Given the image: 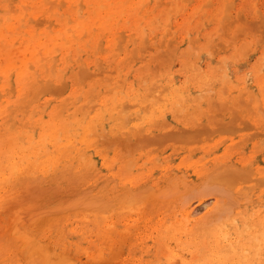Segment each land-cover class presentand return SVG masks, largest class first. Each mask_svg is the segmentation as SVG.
Masks as SVG:
<instances>
[{"label":"bare ground","instance_id":"6f19581e","mask_svg":"<svg viewBox=\"0 0 264 264\" xmlns=\"http://www.w3.org/2000/svg\"><path fill=\"white\" fill-rule=\"evenodd\" d=\"M4 1L12 3L15 0ZM17 1L18 3L14 5L16 10L20 12L17 17L9 15L12 11L14 13L16 12L12 7L13 5L10 6L11 4H5L4 2L0 4V17H2L5 22L7 21L0 28V193L4 192L7 194L6 192L14 188L12 191V199L14 202L10 205V201H4V198L1 201H4L2 205L0 202V264H121V260L117 259V256H119L126 246L129 247V252L135 250L134 246L137 247L140 252V256L134 257L132 263L144 264L142 261L144 255L150 253L152 246H146L145 240L141 241L140 238H137L135 230L128 222L122 223V220L117 217L120 210L115 211L114 215H107L106 217L102 214L104 217L100 218L101 220L99 219L97 230L94 234L96 239L88 240V236H84L80 240L73 242L76 251L80 250L85 254V259L69 251V242L64 233L68 218L73 214L82 216V210L88 206L93 209L97 208L93 206L92 202L99 201L98 204H100V199L102 200V205L104 204L103 206H105V196H112V188L105 190L98 185L92 186L91 188H88V186L83 188L82 185H71L73 180L71 176L73 173L77 174L82 170L80 162L72 165L68 160L63 161L59 174L56 172L46 174L48 167L51 165L56 167V164L61 162L65 155L64 150L71 149V152L77 153L79 149L77 147V142L88 143L92 138L98 142L101 141L102 144L109 141L108 145L105 144V147L109 146V149L112 146V144L110 146V143H116L122 148L131 146L132 149V147L137 145L136 142L144 144L148 142L152 143L156 140V142H165L171 140L173 136H179V138L184 137L182 135L184 133H186L185 136L188 135L187 137L190 138L197 134L199 135V133L201 134V132L203 133L205 130L208 131L206 133H209V131H212L210 128L217 122H219L217 123L218 127L221 126L223 128L226 126L225 129L230 127L231 130L235 128L234 130L236 131L240 127H234L233 125L241 123L243 117L239 116L240 119L236 117L235 111L237 110L233 111L234 108L231 107L233 104L229 101L231 106L227 105L228 107L225 106V108L229 109V107H231L234 114L231 112L224 115V119H227L225 122H220L221 119L219 121L216 119L215 115L220 113V111H218L219 113L216 112L215 115H213L217 122L212 116V119L210 118L211 121L208 123L193 122L183 128L178 127L174 131H165L163 126L165 121L162 119L160 120L161 114L156 116V120H159L158 123H156L155 119V123L150 120L153 113L158 110V106H156L158 101L167 100V102H173V100L176 99L174 91L168 94V91H166L168 84L159 79L144 86L140 75L137 73H132L130 75V71L119 66V64H112L108 59H104L105 68H107L106 71L113 69V71L115 70L117 73L114 75L115 80L113 82L100 83L98 86L94 87L97 94H101V98L98 100L97 104L95 101L91 104V98L88 99L89 97L86 95L81 99H79V95L76 98L72 95L75 91L73 89L71 92L73 98L70 102L67 101L69 103L68 106H64V102L61 106L59 103L51 105L49 102H45L44 105H36L35 107H38L36 111L31 109L30 112L32 114L29 112L30 115L24 116L21 113L14 115V113L19 110H26V107L29 105L28 103L35 100L38 94L40 92L43 93L44 90L45 92L50 91L49 93H51L53 91L54 94H60L63 92V88L66 87L67 82H69L73 88L77 79L81 78L82 80L88 76L102 74L105 70L103 66L101 68L100 60L96 62L97 57H95V65L88 63V53L91 52L95 46L97 48L99 47V50L102 51L101 40H98L100 36L105 40L106 44L116 45V48L118 47L117 45L120 47L123 41H128L130 43L131 40H133V42L137 40L136 48L130 49L129 51L132 52L136 49L137 52L142 54L143 51H146L149 47H153L156 51V55L159 57L168 56L167 53L170 50L169 48L172 49V47L176 46L173 48L176 49L178 45L171 44L174 40L169 42L170 37L168 40H163L165 36L164 33L162 34L163 37L160 36L156 40H153L151 36L147 39V36L143 34L144 27L142 24L145 22H143L141 13L149 12L152 19H159L164 22L169 18L171 11H179L181 9L180 1L182 0H179L177 3H175V0H164L167 4L166 8L173 7L174 9L172 10L170 8L171 10L168 16L167 9H160L153 14L159 0ZM216 1L221 3V0ZM160 3H162V1H160ZM82 4L84 5L83 10ZM225 4H227V2ZM29 8H32V11L28 13L27 16L25 13ZM225 12L221 15L223 18ZM38 15L43 16L42 20ZM191 19L189 20L187 16H183V22L175 21L174 27L177 30H181L183 27H190L189 23ZM209 20L210 19H208V21ZM169 22L170 21L167 23L170 24ZM195 23L196 21H194V24ZM40 24H45V27L38 30L37 26ZM121 27L125 29L126 35H124V31H121L122 33L119 32L120 35L114 36ZM133 36H135L134 39ZM117 37L121 39H117ZM181 41L184 42L183 39ZM161 46L162 48L166 47V50H164L166 52H162L163 49H161ZM117 50L120 51L121 47L120 49L117 48ZM134 51L131 55L134 54ZM95 52L96 50H93V53ZM146 56L148 60H154L156 57L152 53H148ZM142 57L143 54L141 55V58ZM56 58L63 69L72 66L66 77H63L59 73L56 75L54 74V59ZM81 59L84 63L81 62ZM125 59H127V57ZM44 60L45 62H43ZM52 60V64L49 65L51 66V75L47 77L41 65L45 67L44 63H46V61L51 62ZM70 60L73 61L74 64L68 66ZM79 61L81 62L80 64H78ZM32 66L40 70L42 74L41 78L33 74L31 71ZM100 68L102 70H100ZM44 69L47 71V68ZM119 75L124 76L122 79L124 81L128 79L127 77L130 75L128 84L125 87L120 84L119 81L121 80L116 78ZM108 77L109 75H106L103 81H110ZM212 77L213 73L211 70L207 69L192 77L191 82L193 86L205 84L212 81ZM227 77L229 78V75L224 73L221 79L230 82V79H226ZM236 77H238V75H236ZM81 80H78L77 83L81 82ZM256 81L263 92L264 75H256ZM225 82L227 83V81H224V83ZM12 83L18 93L24 91V93H27L25 97L29 95L30 97L28 99H24L23 97L22 99H17L12 102L10 95V91L13 90ZM134 86L138 87L143 97L136 101L132 99L128 101L124 100L126 96L134 97L131 94L132 87ZM224 86L226 85L223 84L221 87H218L221 92V88ZM241 90L242 89H240V91ZM92 91H88L87 93H89V96L93 99L97 97V94L94 92L93 88ZM120 92H124L125 95L117 96ZM211 92L213 95V91ZM224 92L226 94L227 90ZM246 92H248L247 94L249 97H253V91L246 89L245 93ZM92 93H95V95ZM204 93L203 91L201 96L200 93L199 95L196 94L198 97L200 96L198 99L208 94ZM238 93V98H240L238 101H240L242 96H240V92ZM225 94L223 93V96ZM243 94L244 93H242V95ZM34 96L35 98H33ZM262 97L264 98V93H262ZM65 98L68 99L67 96ZM49 100L50 99H48V101ZM213 100L214 99H210V104L216 102ZM243 100L244 98L240 101L242 102V104H240H244L243 106L245 107V105L247 106L249 101H251V98H249L247 102ZM223 103L224 102L217 103L218 106L217 104L213 105L215 107L217 106V109H220L221 106L223 107ZM95 104L99 106L97 108V113L85 119V116L94 108ZM175 105L178 104L175 103ZM197 105L198 102L193 100L189 103V107L193 109L196 108ZM213 105L211 106L213 107ZM131 106H136V108L128 114L127 111ZM249 108L245 107L246 111L248 110L247 112H250L252 115L251 109L249 111ZM63 110H71L70 113L74 118L68 120L67 116L62 117ZM182 111L183 110L180 112ZM201 112L206 116L202 110ZM206 114L209 116L208 113ZM220 114L219 116L221 117L222 115ZM253 114L259 117V120L252 119L254 126L260 131H264V110L262 107L260 108L259 103L256 114L255 112H253ZM128 115H135L136 117L139 115L142 116L148 126L145 130H143L142 125H140V127L137 126L139 130L134 128L135 132L132 131L131 126L132 132L120 131L118 134V131L113 130V126H110V129L105 132L106 129L104 126H102V128H97L95 124L96 120H100V118L102 119L104 116L116 118L118 122L124 118L125 121L123 120V124H125L128 120L134 118V116H132L130 119ZM208 116L206 117L207 119ZM163 117L165 118V116ZM212 120L215 121L213 122ZM220 123L226 124L221 125ZM208 125L210 127H208ZM189 134L195 135L191 136ZM77 136H80L79 139L74 141V138ZM249 136L247 138L248 140L250 139ZM179 138L174 141H179ZM226 139L227 138H225L224 141ZM145 140H147V142ZM184 140L187 139H183V141ZM262 140H264V138H262ZM221 141H223V139ZM156 142H154V144ZM193 149L195 150V148ZM125 150H127V148ZM82 152H84V150ZM81 154L79 155L81 157L80 160H82ZM156 158H158V156ZM132 159L133 157L127 159L126 162ZM90 161L93 164L96 160L91 159ZM129 162L128 164L126 163L127 167L130 165L132 167L135 160L132 163L130 162V164ZM223 164L224 163L220 164V166ZM226 165L225 167L227 169L224 170L226 172L221 170L223 168L220 169V166L212 167L208 173L198 172L197 180H186L185 177V179L181 178L176 181L177 177L171 170V165L164 167L166 171L157 180H149L152 175L150 171L144 172L141 180H121L123 181L122 183L126 185V190L123 194L129 193V191L132 190V195L129 193L130 197L126 196V194L124 195L128 197L127 199L124 198L126 205L127 202L131 204L136 200L138 203L140 202L139 204H142V206H161L163 204L168 207L170 206L168 216L165 217V214H167L166 212L163 214L160 212V214H162L161 218L155 220L156 224L154 223L151 226L152 228L156 227L155 229H158V231L164 229L161 232V236L164 235L166 227L167 229H182L183 226L186 228L180 230L191 235L190 240L192 241L194 249L186 250L190 257H178L176 253L178 250L175 251L174 247L180 244V237H170L169 235L165 236V239L167 240L169 237L170 239L165 241L163 245L161 244L162 247L169 248L167 249L169 255L163 263L158 259L159 257L153 258L154 260H159L162 264H264V218L261 216V209H257L254 214L252 212L248 213L247 211L240 212L239 210H235V205L238 203L237 198L241 195H239L238 191L230 189L235 185L237 180L243 178H240V176L234 177L236 172L235 169H240H237L236 175L240 172L239 175L243 176L244 174V177L247 176L250 178L248 174L252 173L250 172L251 168L250 170L241 169V167L234 166L233 163L231 166H229L228 163ZM232 165L235 169L231 168ZM70 167H73L76 171L70 173L72 169ZM218 167L219 170L214 172L213 170H216ZM246 171L248 174H246ZM35 172L41 173L40 176L32 177ZM183 175L182 177H184ZM210 175L212 178H210ZM232 176L234 177L233 180L236 178V181H233L234 185L231 184ZM238 177L239 179H237ZM247 177H245L244 180H246ZM144 178L147 180H144ZM210 179L211 181L213 180V183ZM257 179L264 180L263 178ZM146 181L149 182L148 186L140 187L144 185ZM226 181L231 182V186L228 184L229 182ZM216 183L219 185L224 184L228 189H223V185L219 186ZM226 184L230 186V188ZM246 187L242 186L240 189ZM124 196H122L121 202ZM90 201H92L91 204L93 207L91 204L88 205ZM110 202L111 201H106L107 204H110ZM134 205L136 204L134 203ZM128 207L126 209H129ZM105 208L106 206L104 209ZM97 209H101L100 206ZM233 211L235 212V217L239 221V227L235 224L236 222L234 223L228 220ZM90 212L93 213L94 211ZM141 214L142 212H140V215ZM87 219L88 218H86V220ZM206 220L210 222V225H208L210 227H199L198 223ZM147 221L149 222L150 219ZM132 223L134 224V222ZM139 224L141 225L140 229H144L143 224L141 222ZM165 239L163 238V240ZM95 240H98V242H95ZM129 243L130 245H128ZM173 244H175L174 247ZM177 258H179V260ZM136 260H140V262L138 261V263H136Z\"/></svg>","mask_w":264,"mask_h":264},{"label":"rangeland","instance_id":"374dc122","mask_svg":"<svg viewBox=\"0 0 264 264\" xmlns=\"http://www.w3.org/2000/svg\"><path fill=\"white\" fill-rule=\"evenodd\" d=\"M15 1L14 2L11 1L12 3H8L9 1L7 2L4 0H0V4L1 2H4L5 4H11L10 6L13 5L12 7L14 8V10H16L14 5H16L18 1L17 0ZM160 1H162V3H160ZM178 1L179 0H175V3H177ZM225 1L227 2V4H225L226 3ZM180 4H181V9L179 11H176L173 9V7L166 8L167 6L166 2L164 0H159L157 7L153 11V14L160 9H167L168 10L167 16H168L169 11L171 9L174 10L170 12L169 18H167V20H165L164 22H162L159 19H155V20L152 19L149 12L141 13L143 22H145L144 24H142L144 27L143 34L147 36V39L151 36L153 40H156L160 36L163 37L162 34L164 33L165 36L163 37L164 39L162 38L163 40H168V38L170 37L169 42L171 40H174V42H172L171 44L178 45L176 49H173L176 46L175 47H172L173 45L170 46L172 47V49L171 48H169L170 50L168 49L169 50L167 53L168 56L166 55L165 57L160 56L161 57L160 58L158 55H156L155 49L153 47L151 48L149 47L146 51H143L142 53L143 57L141 58L142 54H140V52H137L136 49H134L136 51L133 50L134 54L132 55L131 53L133 51L132 52L129 51L130 49L136 48L135 46H137V40H135L134 42L133 40H131L130 43L128 41L122 40L123 42H121V46H120L121 50L119 51L117 50V48L120 49L119 45H117L118 47L116 48V45L106 44L105 40L100 36L98 37V40H101L102 51L99 50V47L97 48L95 46L92 49V51L88 53V63L91 65H95L96 62H99L100 60L102 64V65L100 64V66L101 68L103 66V69L105 70V71L103 70L104 72L102 74H99L97 76L96 75L88 76L89 78L85 77V79L83 78L82 80L81 78L77 79L76 80L77 82L78 80H81V82L84 83L82 84L81 82L79 83L76 82L73 88L71 87L70 83L67 82L66 87L63 88L64 90H62L63 92L60 94L57 93L54 94L53 91L49 93L50 91L45 92L44 90L43 93L40 92L38 94V97L36 98L35 96L33 97L35 98V100L28 103L29 105L26 107V110L25 109L24 111L19 110L14 113V115L18 113H21L24 116L30 115L32 114L30 112L31 109H34L36 111L38 107L35 106L44 105L45 102H49L51 105L55 103H59L60 106L65 103L64 106H68L69 104L68 102H70L73 98L72 95H74L76 98L79 95L80 96L79 99H81L86 95L87 97H89L88 99L91 98L90 99L91 104L94 103L93 101H95V103L97 104L98 100L101 98V94H97V91L95 90L94 87L98 86L100 83L102 84L107 82H113L115 80L114 75L117 73L115 70L113 71V69L106 71L107 68H105L104 59H108L112 62V64L115 65L119 64V66L124 67L126 70L130 71L129 73L130 75L132 73H137L138 75H140V78L142 79V84L144 86L151 84V82H153L156 79H159L162 82L168 84L166 90L168 91L167 92L168 94L171 91H174L176 95V99L173 100V102H167V100L158 101L156 104V106H158V110H156L153 113L150 120V121H154L155 123L156 116L158 114H161L160 120L162 119L163 121H165L163 125L165 131H169V130L174 131L178 127L183 128L184 126L190 125L193 122L208 123L209 121H211L212 116L215 115L216 112L219 113L218 111H220L221 114L220 113L219 114L222 116L220 117L219 114H216L215 117L218 121L221 119L220 122L227 121V119H224L223 116L233 112L234 110H237L235 112H236V117L238 119H240L239 116L243 117L242 122L244 124L241 122V123H237L236 125H233L234 127L235 126L240 127L236 131L234 130L235 128L231 130L228 124L227 126L229 128L227 129H225L226 126L223 128L221 126L218 127L217 123L219 122H217V120L213 116V119L216 120L217 123L216 122L215 123L217 125L214 124V126L210 128L212 131L206 133L208 131L205 130L203 132L204 134L202 132L201 134L199 133V135L193 134L195 136L191 138L187 137L188 135L185 136L186 133H184L182 134L184 137L179 138V136H177L179 138V141H174V140H178V138L176 136H173L172 137L173 140L171 138H169L171 140L165 142L164 141L156 142L157 141L156 140L154 141L156 142L155 144L154 142L152 143L148 142L146 144L136 142L137 145L132 147V149L131 146H126L122 148L119 147L116 143H110V146L111 144L112 146L109 149V146L105 147L106 145L109 144V141H107L105 145L102 144L101 141L98 142L94 138H92V140H89L88 143L77 142V147L79 148L77 153L71 152V149L64 150L65 155L62 158L61 162L57 163L56 167L52 165L49 166L46 171V174L52 172H56L59 174L61 171V167L63 165L62 163L63 161L68 160V162L72 165H74L77 162H80V164L82 165V170L77 174L73 173L74 171H76V169L70 167L72 168L70 173H73V175L71 176L73 178L71 185H75V186L82 185L83 188H85V186L91 188L92 186L98 185L104 188L105 190L112 188V196H105L106 199L104 200L111 201L110 204H107L105 201V206H106L105 209H104L105 206H103L104 204L102 205L101 203L102 202L101 199H100V204H98L99 201H94V202L90 201V203L88 202V205H90L92 202L94 207L98 208L100 206L102 210L97 208L93 209L88 206L87 208L82 210L81 212L82 216H77L76 214H73L68 218V221L64 228V233L66 234V238L68 239L67 241L69 242L68 243V247L70 249L69 251L73 254L76 253L80 258L83 257L85 259L86 256L85 254H83L82 251L80 250L76 251V247L75 245L73 246L74 244L73 242L80 240L84 236H88V240L96 239V236L94 234L97 230L99 219L103 218L104 215L105 217L107 215H114L115 211L117 210H120L117 217L122 220V223L128 222L131 225V227L135 230V234L137 235V238H140L141 241L145 240L146 246L147 245L152 246L150 253L144 255V258L142 260L144 264H162L163 261L169 255L168 254L169 251L167 250L169 248L162 247V245L165 243V241H167L168 239H170V237L173 236H176L178 238L180 237V241H179L180 244L175 247H174L175 244H173L174 250L175 251L178 250L176 251L178 257H186V256L190 257V255H188L186 250H193L194 247L192 241L190 240L191 235L181 231L182 229L186 228L185 226H183L182 229L180 228L181 230L179 228L167 229L166 227L163 236H161L162 235L161 232L164 229H162V231H158V229L157 230L155 229L156 227L155 228L151 227L152 224L155 223V220H159L161 218L164 212L167 213L165 214V217L168 216L170 206L168 207L165 204L161 206L158 205L142 206V204L140 205L139 204L140 202L138 203V201L136 200L135 202L133 201V203L131 204L127 202V205L126 202H124L125 199L128 198L125 197L124 195L125 194L126 196H129L130 194L132 195V190L129 191L130 194L129 193L123 194L124 191L126 190V185H124V183H122L123 181L121 180H128V179L141 180V178L143 177L142 176L143 173L146 171L152 172V175L149 180L151 179L157 180L166 171L164 167H166L167 165L172 166L171 170L177 177L176 181L180 180L181 178L185 179V177L186 180L187 179L197 180L198 172L208 173V171L212 167L220 166V164L222 163H224L225 165L228 163L229 166H231V164L233 163L234 166L241 167V169H245V170L246 169L250 170L251 168L250 172L252 173L248 174L246 171V174H248L250 178L245 176L247 178L246 180H244L245 179L244 174L243 176H241L239 175L240 172L238 171L239 173L236 175L238 168L235 169L232 165L231 168L236 170L234 177L240 176V178L241 177L243 178L236 181V178L233 180L234 177L232 176V181H231L232 183L229 181L226 182H229L228 184L231 183L232 185H234L233 181L234 182L236 181L235 185L231 188H230L231 184L230 186H228L227 184L226 185L233 191H238L239 195H241L237 198L238 203L236 202L237 204L235 205V210H239L240 212L247 211L248 213L252 212L254 214L257 209H261V216L264 218V180L261 179V178L264 179V142H263L264 140H262V138H264L263 135L264 131H260L259 129H257L252 121V119L259 120V117L253 114V112H255V114L257 112L258 103L260 104V108L262 107L264 110V98L262 97V93H264V91L263 92L261 91L259 84L256 81V75L259 76L264 75V0H244V1L221 0V3H218L216 0H189V1L182 0L180 1ZM83 9H84V5L82 4V10ZM31 11L32 8H29L27 9L25 14H27L28 16V13H30ZM223 12H225L224 18L223 16H221ZM19 14L20 12L16 10L15 13L12 11L9 15H13L17 17ZM183 16H187L189 20L192 17L194 18H192L191 22L189 23L190 27H186V28L183 27L181 30H177L174 27V22L175 21L183 22ZM38 17L41 20L43 18V16L41 15H38ZM208 19L210 20L208 21ZM218 20L221 21L219 22ZM168 21H170L169 22L170 24L167 23ZM194 21H196L195 24ZM6 22L2 17H0V28ZM242 25H246L247 28L245 29L244 27H242ZM37 27L38 30H40L45 27V24H40ZM121 31H124L123 33L124 35H126L125 29L121 27L117 30V33L114 34V36L120 35L119 32ZM134 37L135 36H133V39ZM118 38L119 37H117V39ZM182 39L184 40V42L181 41ZM88 42H89V36H88ZM165 48L166 47L162 48L161 46V49H163L162 52H166L164 51L166 50ZM93 50H96V52L93 53ZM148 53H152L154 56H156L155 58L157 59L154 58V60H148L146 56ZM133 56L135 58L137 57L138 58L135 59ZM95 57H97L96 62H95L96 60ZM126 57L128 60L125 59ZM57 58L54 59L55 62L54 63L55 67L53 68L54 74L56 75L57 73H59L63 77H66L68 75V71L71 69L72 66L63 69V67L59 65ZM188 59L191 61H189ZM43 62H45V60ZM52 62L53 60L51 62L46 61V63H44L45 67H43L44 65H41V68L43 69V72L46 74L47 77L51 75L50 72L51 66L49 65H51ZM81 62L84 63L82 59ZM81 62L79 61L78 64H80ZM73 64L74 62L71 60L68 62V66ZM44 68H47V71ZM101 68L100 70H102ZM60 69L62 70V72ZM207 69L211 70V72L213 73V77H212L213 80L205 84L193 86L191 82L192 77L197 75L199 72L201 73L204 72ZM31 71L38 78H41L42 74L40 70H38L36 67L32 66ZM222 73L223 75L224 73L229 75V78L227 77L226 79H230V82L228 80L221 79L223 78ZM106 75H109L108 78L110 81H106V82L103 81ZM130 75H128L127 77L128 79H126L125 81L122 80L124 78L123 75H119L120 77L118 76L116 78L121 80L119 81L120 84L123 87H125L128 84ZM236 75H238V77H236ZM224 81H227V83L226 82L224 83ZM223 84L226 86L221 88L222 89L221 92L220 88L218 87H221ZM234 84H236L237 86ZM12 87H13L12 90L13 92L10 91L12 102L17 99H22L23 97L24 99H28L30 97V95L25 97L27 93H24V91L18 93L13 83H12ZM92 88L94 92L97 94V97L94 96L95 97L93 98L94 100L92 99L91 96H89L90 94L87 93L88 91L91 92ZM73 89L75 91L74 94L71 95ZM240 89L242 90L240 91ZM246 89L253 91L252 94L253 97H249V95L247 94L248 92L245 93ZM223 90L224 91L227 90V93L225 94ZM203 91L208 94L204 93L206 96L202 94L203 95L202 98L198 99ZM211 91H213V95L211 94L212 93ZM238 92L241 93L240 94V96H242L241 100L244 98L243 101L245 102H247L249 98H251V101H249L248 104L245 102L244 103L247 104V106L245 105L246 108L250 107L249 111L251 109L252 115L250 112H247L248 110L246 111L245 107L243 106L244 104L241 105L242 104V102H240L241 100L238 101V99H240L238 98L239 95ZM95 93L92 94L95 95ZM199 93L200 96L198 97L197 95H199ZM223 93L225 95H228L229 97L225 95L223 96ZM242 93L244 94L242 95ZM131 94L134 97L126 96L124 100L128 101L132 99L136 101V100H140L143 97L140 94L138 87L135 86L132 87ZM123 95H125L124 92H120V94H117V96H123ZM66 96L68 99L65 98ZM48 99L50 100L48 101ZM210 99H214L213 101H216L217 103L224 102L223 103L224 108L225 106L228 107L230 105L229 103L230 101L233 104V106L231 105L230 106L234 109L232 111V108L229 107V109L225 108L224 110V108L221 106L222 107V109L220 107V109L222 110L221 111L220 109L216 108L218 106L216 102H213V104H217L216 107L212 103L210 104ZM233 99L236 102V104L233 101ZM191 100L198 102L200 108L198 107V105L194 109L189 107V103ZM175 103H177L178 105H175ZM96 104L94 108H92L91 111L88 112V115L85 116V119L88 118L90 115L97 113L98 111L97 108L99 106ZM211 105H213V107ZM135 108L136 106H131V108L128 109L127 113L129 114V112L134 110ZM180 108L181 110H183L182 112H180L181 111ZM200 109L205 113L206 116H204V114L201 112ZM70 111L71 110H63L61 116L62 117L67 116L68 120L73 119L74 117L70 113ZM206 113H208L209 116ZM128 116L130 117V119L132 116H134V118L131 120H128L127 118L128 121L125 124H123V122L125 121L124 118L122 120H119L118 122L116 118H108L107 116H104L102 119L100 118V120H96L95 124L97 128H102V126H104V128L106 129L105 132H107L110 129L109 128L110 126H113L112 127L113 130L118 131V134L120 133V131L123 132L131 131L130 128L131 126H132V131L134 132H135L134 128L139 130L137 126L140 127V125H142L143 130H145L146 127L148 126L146 125V122L143 120L142 116L140 115L138 117H136L135 115H128ZM163 116H165V118ZM207 116L208 119L206 118ZM215 120L212 121L214 122ZM158 121L159 120H156V123H158ZM222 124L225 125L226 123H222ZM208 127L210 126L208 125ZM189 135L193 136L192 134ZM248 136L250 137L249 140L247 139ZM79 137L80 136L75 137L74 141H77ZM182 138L187 140L183 141ZM225 138L227 139L224 141ZM222 139L223 141H221ZM145 141L147 142V140ZM126 148L127 150H125ZM193 148H195V150ZM83 150L84 152H82ZM130 150L132 151V153ZM81 153H83L84 156ZM80 154L82 155V160H80L81 159V157L79 156ZM92 154L95 156H93ZM157 156L158 158H156ZM132 157L133 159L128 160V162L130 161L132 163L134 160L135 162L133 163L132 167L130 165L128 166L130 168H128L127 167L128 162H126V160ZM91 159L96 160L95 162L93 161L95 165L94 163L92 164V162L90 161ZM224 164L220 166V169L223 168L221 169L223 171L227 169ZM218 170L219 167L213 171L216 172ZM40 174L41 173L35 172L32 177L40 176ZM182 175L184 177H182ZM256 177L260 178L261 180L257 179ZM210 178H212L211 175ZM237 179H239V177ZM144 180L147 179L144 178ZM148 184L149 182L146 181V183H144V185L140 187L148 186ZM222 185H223L222 187L223 189H228L224 184ZM245 185L248 187H246ZM242 186L246 187L247 189L246 188L240 189V187ZM13 189L14 188H11L8 192H6L7 194L1 192L0 202L4 198V201L6 200L10 201V205H11L14 202L12 199ZM122 196L124 197H123V201L121 202L120 200H122L121 199ZM4 201L1 202V205L4 203ZM134 203L136 205H134ZM122 207L123 209L124 208L125 209L123 210ZM127 207L130 209V211L129 209H126ZM90 211H94V212L92 213ZM140 212H142L141 215ZM160 212H162V214H160ZM234 213L235 212L233 211L230 217L228 218V220H231L234 223L236 222L235 224L237 225V227H239L240 226L239 221L235 217ZM86 218L88 219L86 220ZM149 219L150 221L148 222L147 220ZM132 222H134V224ZM140 222L143 224L144 229H140L141 226L139 224ZM209 223L210 222L206 220L204 222L202 221L199 222L198 225L199 227L208 228L210 227L208 226L210 225ZM169 235L170 237L167 238L166 240L165 236H169ZM163 238L165 240H163ZM95 242H98V240H95ZM128 245H130V243ZM134 249H135L134 251L129 252L128 246L123 248V250L120 253L121 256L120 254L119 256H117V259L121 260V264H133L132 263L133 258L140 256V252L138 251L137 247L134 246ZM156 257L157 258L159 257L158 259L162 263H160L159 260L153 259ZM177 259L179 260V258ZM138 261L140 262V260H136L135 262L138 263Z\"/></svg>","mask_w":264,"mask_h":264},{"label":"snow or ice","instance_id":"6c2138e0","mask_svg":"<svg viewBox=\"0 0 264 264\" xmlns=\"http://www.w3.org/2000/svg\"><path fill=\"white\" fill-rule=\"evenodd\" d=\"M242 27H244L245 29L247 28V26H246V25H242Z\"/></svg>","mask_w":264,"mask_h":264}]
</instances>
